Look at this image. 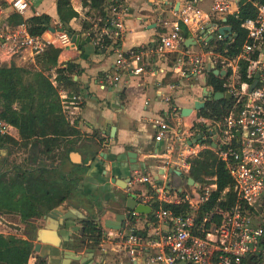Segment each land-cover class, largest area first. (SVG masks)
Returning a JSON list of instances; mask_svg holds the SVG:
<instances>
[{
  "label": "crops",
  "instance_id": "1",
  "mask_svg": "<svg viewBox=\"0 0 264 264\" xmlns=\"http://www.w3.org/2000/svg\"><path fill=\"white\" fill-rule=\"evenodd\" d=\"M31 1L33 6L35 0ZM57 1L41 0L40 6H33L39 15H48L51 18L48 26L55 28L62 26L57 14ZM109 1L111 0H102L99 8L93 7L91 0H73L71 4L68 3L76 16L67 24L75 34L83 38L78 45L72 43L68 47L51 44L60 51L56 66L49 68L52 75L51 84L57 91L66 120L78 133L68 138L65 161L62 160L61 166L58 164L46 167L62 174L64 168L69 170V177H65L71 188L69 194L53 208L58 207L61 211L77 209L85 216L87 222H95L102 235L96 242L94 235L76 231L63 247L44 243L39 253L33 252L43 264H60V252L65 248L86 256V247L95 250L93 262L87 264H147L141 258L136 259V262L130 261L123 247L111 244L108 239L109 229L104 228L103 220L113 218L115 213L127 212L123 207L127 194L138 192L140 189H150L149 184L136 181L142 175L153 178L158 175L157 181L169 179L171 185L177 187H183L185 181L188 183L190 172L187 178L186 175H171L165 170L161 173L163 165L158 153L163 151V144L154 140L153 119L167 116L174 107L178 112L176 121L190 125L196 116H200V110L194 109L195 101L205 102L206 105V102L212 99L205 94L206 90L214 92L212 86L207 83L208 65L212 64L214 69L225 71L224 75L214 74L215 76L223 77L229 74L228 80L232 75L231 69L222 64L224 59L232 58L207 49H211L210 42L216 38L218 26H231L226 22L227 17L237 14L239 0H223L228 4V10L223 13L212 10L217 0L197 1L196 7L203 18L201 26L210 25L206 28L205 35H201V29L194 25L188 26L181 22L187 0H121L128 11L125 21L127 32L118 44L122 50L146 48L156 44L162 36L172 30L174 22L180 25L181 44L177 50L164 56L144 59L141 73L135 75L123 72L117 82L107 84L104 82L106 77L116 74L114 45L109 41L103 47L101 40L98 44L95 40L105 25L104 20L111 14ZM101 12L104 13V18L100 16ZM86 25H91V28L87 30ZM233 36L235 33L232 29V34L227 38ZM54 37L55 32L52 33L48 29L43 33V39L54 40ZM87 38L90 40L87 41ZM188 39L189 44L186 45ZM181 50L194 54L213 52L214 55H206V69L201 73L195 74L185 70V75H181L178 68L176 69V59ZM26 53L14 57L11 63L18 62ZM69 63L72 65L69 73L71 80L58 83L56 76L59 73L56 69L66 68ZM227 80L226 86L224 84L226 88ZM76 96H79V99H73ZM183 108H189L191 111L182 115ZM9 136L14 141L20 139L19 131L15 127ZM102 152H107L106 159L99 156ZM127 152L135 153L133 162ZM100 160L103 165L99 164ZM103 170L107 171L106 175H102ZM111 175L119 179L130 177L131 181L125 189H121L111 183ZM121 196L122 201L119 199ZM32 217H37V229L43 226L45 221L40 218L41 215ZM98 218L100 219L96 222ZM151 221L152 213L133 214L132 220L126 221V224L133 227L137 233L146 235L151 230ZM81 224H78L79 227ZM35 236L36 231L31 240L33 248L37 243ZM51 236L50 234L49 238ZM36 258L33 261L30 259L32 262L28 263H35Z\"/></svg>",
  "mask_w": 264,
  "mask_h": 264
},
{
  "label": "built area",
  "instance_id": "2",
  "mask_svg": "<svg viewBox=\"0 0 264 264\" xmlns=\"http://www.w3.org/2000/svg\"><path fill=\"white\" fill-rule=\"evenodd\" d=\"M67 1L71 4L73 0ZM197 1L187 0L181 22L200 30L204 25L200 24L203 18ZM109 2L111 14L95 40L98 44L108 39L114 45L116 74L106 77L107 84L117 82L123 72L141 73L144 59H155L179 48L180 25L174 22L172 30L156 44L122 50L118 44L127 32V7L121 0ZM253 5L255 16L242 23L246 36L239 54L222 62L237 77L238 63L246 62L249 79L239 85L227 84L226 92L231 94L233 103L226 114L221 119L196 116L186 126L176 121L178 112L173 107L167 116H158L152 122L154 140L163 144V151L158 153L163 172L171 170L169 173L175 175L176 171L187 178L190 159L204 150H212L233 181L235 201L229 209L214 207L204 211L216 190L215 176L191 185L185 181L186 187L171 185L169 179L157 181L152 176H140L136 181L150 185V189H140L136 194L138 203L151 207L150 232L141 235L127 224L108 232L110 243L123 247L132 262L141 258L147 264H264V4ZM212 10L223 13L228 4L217 0ZM15 15L26 21L39 14L31 0H0V66L26 52L32 57L41 55L49 44L57 43L60 47L72 44L62 32H55L54 40L43 39V34L32 35L24 22L16 25L11 22ZM215 35L224 40L223 36ZM211 53L181 50L176 69L181 75H185V70L199 74L206 69V55ZM255 79L257 82L250 91ZM12 129L13 126L0 121V134L10 135ZM197 135L200 140L193 142ZM253 256H259L260 261L251 260Z\"/></svg>",
  "mask_w": 264,
  "mask_h": 264
},
{
  "label": "trees",
  "instance_id": "3",
  "mask_svg": "<svg viewBox=\"0 0 264 264\" xmlns=\"http://www.w3.org/2000/svg\"><path fill=\"white\" fill-rule=\"evenodd\" d=\"M91 1L92 6L95 8H99L102 5V0ZM255 2L264 4V0H239L237 14L228 16L226 21L231 25L235 36L225 40H219L216 37L210 42L211 49H207V51H216L229 58H234L239 54L246 36L242 23L246 19L255 16L256 9L253 5ZM57 14L62 26L69 32L75 33L67 22L76 16V13L68 6L67 0L57 1ZM100 14L104 18V13L101 12ZM11 22L15 25L24 22L32 35H42L47 30L50 17L46 14H40L22 21L20 16L15 15ZM86 28L88 30L91 25H86ZM102 42L104 47L109 43V40L104 39ZM59 52V49L53 45H47L42 57L39 59L40 64L45 69L56 66ZM71 69V63L66 68L56 69V72L59 73L56 76L57 82L71 80L69 75ZM246 69L247 63L240 61L238 66V85L241 82L249 81L246 77ZM19 71L23 72L21 68L18 69L15 66L0 68V121L17 128L23 140L40 139V142L46 147V151L53 150L51 147H54L59 142V138L67 139L70 136L77 135L78 131L65 118L57 91L47 79L43 78L42 84H39L38 99H36V95L33 94L34 92L31 88V92L27 95L29 101L21 103L17 108H13L14 103L19 99V90L15 82V76ZM228 76L218 77L208 71L207 83L212 86L214 92L224 93L227 91L224 84ZM33 102H36L35 105ZM232 103V98H222L217 101L211 99L206 102L205 107L199 113L205 117L221 119ZM5 138V140L0 138V148H3L5 141L15 142L7 136ZM190 162V176L195 181H205L204 178L206 177L201 175L203 173L210 175V177H216V190L212 192L209 202L204 207V211L211 210L214 207L229 209L235 201V195L233 192V181L225 164L218 159L214 151L209 149L190 159ZM22 178L24 179L23 183L18 182L15 178L9 184L6 190L8 194L6 205L3 204L1 195V207H12L21 199L26 208V214L39 216L60 203L71 189L67 179L61 172L45 167L29 172L24 171L22 172ZM59 179L62 182H58ZM16 195H19L17 200ZM165 207L171 208L172 206L166 205ZM85 231L86 234L94 235L96 242L99 241L102 235L100 229L92 225H87ZM31 252H33V244L30 242L22 241L14 236H10L8 239L0 238V262L3 264H26ZM251 260L258 262L260 257L253 256ZM39 264H43V261H40Z\"/></svg>",
  "mask_w": 264,
  "mask_h": 264
},
{
  "label": "rangeland",
  "instance_id": "4",
  "mask_svg": "<svg viewBox=\"0 0 264 264\" xmlns=\"http://www.w3.org/2000/svg\"><path fill=\"white\" fill-rule=\"evenodd\" d=\"M40 1L41 0H35L33 2L34 8L40 6ZM41 55L32 57L30 53H26V56H24V58H21V60H19L18 62L14 61L13 63H11V61L9 64L0 66V68H10L12 66H15L18 69L21 68V70L23 71L17 72L15 76V82L19 90V99L14 103L13 108H17L21 103L29 101L27 95L31 92V88L33 89V94L36 95V99H38V88L39 84H42L43 78L45 80L47 79V81L51 83V71H49V69H45L39 62ZM18 56L20 57L21 55ZM227 83L238 85V77L235 75H231L227 80ZM35 103L36 102H33L34 105ZM6 136L11 138L9 135H5L1 137V139L5 140ZM67 140L69 141L68 138H59V142L54 147H51L53 148V150L51 149L50 151H46V147L40 142V139L32 138L30 140H23L20 137V139L15 142L5 141V144L3 146L4 148L0 149V168L1 171H3V175L0 177V197L2 195L3 204H7L8 194L6 193V190L8 189V186L12 182V180L16 178L18 182H24L22 173H14L12 167L14 165H18L20 167L28 169H39L41 167H54L58 164L61 166L60 163L62 162V160L65 161L64 157L68 148ZM32 153L33 156H31ZM7 169H10V171H6ZM68 171V169L64 168L63 175L65 177L68 176ZM201 175L207 178L210 177V175H207L206 173H203ZM59 181L61 180L59 179ZM184 187L186 186L184 185ZM19 195L15 196L16 200L18 199ZM26 213V208L21 199L18 200L15 205H12V207L0 206V215H3L6 222L9 223H7L8 225L6 226H0V238L8 239V237L14 236L22 241L32 243L31 240L37 225H39V222H37V224L33 223L34 221H36L35 218L29 216ZM6 222H3V224L5 225ZM76 239H78L77 236ZM28 258L29 259L27 260L26 264H30L28 263V261L32 262L36 257L34 253L31 252V256ZM40 261V258H36L35 264H39ZM0 264L3 263L0 262Z\"/></svg>",
  "mask_w": 264,
  "mask_h": 264
},
{
  "label": "water",
  "instance_id": "5",
  "mask_svg": "<svg viewBox=\"0 0 264 264\" xmlns=\"http://www.w3.org/2000/svg\"><path fill=\"white\" fill-rule=\"evenodd\" d=\"M210 27V25H207L203 29L200 30L201 35H205L206 28ZM47 29L54 33V32H62L67 34V36L70 38V41L74 43L75 45H78L80 40L83 38L75 33L69 32L64 28V26L60 27H51L47 26ZM217 34L223 36L224 38L229 37L232 34V27L228 25H222L218 26L216 29ZM85 40V39H83ZM87 41L90 39L87 38ZM81 43H83L81 41ZM186 45L189 44V39L185 42ZM208 71H211L215 75H224L225 71H219L218 69H214L212 64L208 65ZM256 78L258 75L255 76ZM257 80L255 79L252 84L250 85L249 90L251 91L254 85L256 84ZM205 94L208 96V98H212L213 100L217 101L222 98H230L231 94L228 92H211V91H205ZM194 109L196 110H201L205 106V102L202 101H195L194 103ZM191 109L189 108H183L181 113L182 115H187ZM200 140V135H197L194 139L193 142ZM212 145L215 147V143H212ZM107 152L104 153L102 152L99 156L103 157V159H106ZM127 156L131 158V162H133L135 159V153L133 152H127ZM98 160V158H97ZM100 165H103V161H99ZM169 172H172L171 170ZM107 171L103 170L102 175H106ZM163 173V171L161 172ZM176 174L180 175L181 173L176 172ZM156 179L158 178V175L155 177ZM111 183L115 184L121 189H125L127 184L131 181L130 177H127L125 179H119L115 177L114 175H111L110 178ZM159 181V180H158ZM194 182L193 178L189 177L188 178V184H192ZM138 192H131L127 194L124 198V209L127 211L126 213H115L114 217L111 219H104L103 220V226L106 229H112V230H119L123 228L126 225V221L132 220V215L133 214H148L151 215V207L148 205H144L141 203H138L136 200V194ZM105 213V212H104ZM45 220L47 222L42 228H39L36 231V240L38 241L33 248V252L39 253L40 248L42 244L44 243H49L53 244L58 247H63L65 242L69 240V238L72 236L73 232L80 231L83 232V228L79 227L78 224H81L83 221H85V216L78 211L77 209L74 208H69L66 211H61L58 207L52 208L49 210L46 215L44 216ZM100 218L96 219V222ZM51 232V233H49ZM52 235L51 238H49V235ZM48 235V236H46ZM72 241V240H71ZM85 255L82 254H77L75 251H72L70 249H63L60 252L61 258H60V264H72L73 262H76L78 264H87L88 262L92 263L93 262V256L95 250L92 247H86L85 249Z\"/></svg>",
  "mask_w": 264,
  "mask_h": 264
},
{
  "label": "flooded vegetation",
  "instance_id": "6",
  "mask_svg": "<svg viewBox=\"0 0 264 264\" xmlns=\"http://www.w3.org/2000/svg\"><path fill=\"white\" fill-rule=\"evenodd\" d=\"M5 135H8V134H0V138L3 137V136H5ZM0 149H2V148H0ZM0 153H1V150H0ZM31 156H33V153L31 154ZM12 168H13V172H14V173H16V172L22 173V172H24V171L29 172V171H32V170L35 169V168H34V169L23 168V167H20V166H18V165H14ZM45 168H46V167H45ZM6 171L9 172L10 169H7ZM2 175H3V171H1V168H0V177H1ZM119 199L122 201V200H123V196L119 197ZM50 210H51V209H50ZM46 213H47V212L42 213V214H41L42 217H40L41 219H43V221H45L44 224H43V226H44L45 223H46V220H45V218H44V216L46 215ZM34 218H35V220L37 221V217H34ZM86 218L88 219V217H86ZM36 221H34L33 223H36V224H37ZM3 222H6V220H5V218L3 217V215H0V226H6V225L9 224L8 222H6L5 225H4ZM7 223H8V224H7ZM31 224H32V222H31ZM87 225L95 226L96 224H95V222H92V221H88V222H87V220H85V221H83V223L81 224V227L84 229L83 232H81L80 229H79V231H80L81 233H86L85 229H86ZM43 226H42V227H43ZM42 227H40V228H42ZM95 227H96V226H95ZM38 229H39V228H38ZM38 229H37V227H36V230H35V231H37ZM34 233H35V232H34ZM31 242H32V241H31ZM37 242H38V241H37Z\"/></svg>",
  "mask_w": 264,
  "mask_h": 264
}]
</instances>
